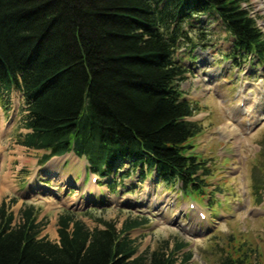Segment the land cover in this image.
I'll return each instance as SVG.
<instances>
[{"label":"trees","instance_id":"16d2710c","mask_svg":"<svg viewBox=\"0 0 264 264\" xmlns=\"http://www.w3.org/2000/svg\"><path fill=\"white\" fill-rule=\"evenodd\" d=\"M242 1L0 0L1 106L8 111L10 100L3 98L20 91L22 127L29 130L19 132L16 143L44 150L38 165L68 152L85 158L87 170L111 191L126 178L141 182L150 176L203 195L210 168L198 155L186 154L193 149L187 140L201 131L188 119L199 108L182 96L179 82L190 68L176 52L181 44L191 52L201 46V36L185 24L201 27L194 17L213 13L232 38L227 56L236 67L254 58L252 65L264 63V33ZM16 202L13 196L0 203V264H186L190 259L187 254L178 262L183 243L170 246L168 239L137 254L127 233L147 219L126 218L118 229L112 220L93 216L96 208L78 211L99 225L93 228L76 210L63 209L53 241L40 236L45 222L38 220L33 203L24 201L15 221L10 207ZM220 264L242 260L226 256Z\"/></svg>","mask_w":264,"mask_h":264},{"label":"rangeland","instance_id":"374dc122","mask_svg":"<svg viewBox=\"0 0 264 264\" xmlns=\"http://www.w3.org/2000/svg\"><path fill=\"white\" fill-rule=\"evenodd\" d=\"M244 1L264 33V0ZM194 19L202 20L201 27L186 23L184 28L201 36V46L191 52L181 44L176 55L184 59L190 54L192 59L185 61L191 70L179 86L182 96L199 108L188 119L198 122L201 131L187 140L193 149L186 154L198 155L210 168L204 194L181 193L176 185L164 187L148 179L127 194L121 184L114 192L91 181L89 186L74 179L44 182L37 165L44 151L15 142L16 135L27 130L21 128L22 95L12 91L3 98L10 100L8 111L0 100V203L18 198L10 207L15 221L23 201L31 202L39 208L38 220L45 222L40 235L57 240V216L63 209L96 208L91 209L93 216L112 220L118 229L126 218L147 219L127 233L136 241L137 254L168 239L170 246L183 243L178 262L190 254L186 264H220L226 256L242 264H264V63L249 66L245 61L246 71L235 69L227 56L232 38L217 17L199 14ZM38 187H47L50 195ZM25 194L28 199L21 200ZM78 213L90 228L99 226ZM201 213L206 218H200Z\"/></svg>","mask_w":264,"mask_h":264},{"label":"crops","instance_id":"0c3cea01","mask_svg":"<svg viewBox=\"0 0 264 264\" xmlns=\"http://www.w3.org/2000/svg\"><path fill=\"white\" fill-rule=\"evenodd\" d=\"M83 165H85V162L81 158H78L75 154L67 153L51 158L44 165L39 166L38 169H42L43 174L49 177L55 176V179L59 178L63 181L74 179L75 181L82 182L84 177H86L85 171L83 172ZM86 186H89V182ZM20 199H28V196H21Z\"/></svg>","mask_w":264,"mask_h":264},{"label":"bare ground","instance_id":"6f19581e","mask_svg":"<svg viewBox=\"0 0 264 264\" xmlns=\"http://www.w3.org/2000/svg\"><path fill=\"white\" fill-rule=\"evenodd\" d=\"M262 102L264 103V100H262ZM234 131V130H233ZM205 218H206V216H205Z\"/></svg>","mask_w":264,"mask_h":264}]
</instances>
